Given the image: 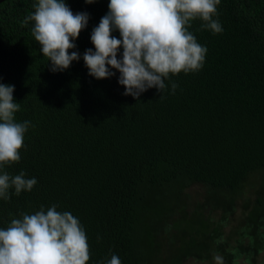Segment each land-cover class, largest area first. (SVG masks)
I'll use <instances>...</instances> for the list:
<instances>
[{"label":"trees","instance_id":"obj_1","mask_svg":"<svg viewBox=\"0 0 264 264\" xmlns=\"http://www.w3.org/2000/svg\"><path fill=\"white\" fill-rule=\"evenodd\" d=\"M34 2H0V83L14 85L17 122H30L21 160L4 171L37 180L0 199V228L55 204L83 225L88 264L113 254L121 264L165 263L172 242L161 239L171 230L181 261L218 253L225 264L241 256L236 264H252L264 249V0H221L220 34L194 21L190 31L207 48L202 69L172 76L175 92L166 80L165 91L139 98L124 95L118 70L96 79L83 61L109 0H66L89 21L69 50L80 60L56 72L32 24H22Z\"/></svg>","mask_w":264,"mask_h":264},{"label":"clouds","instance_id":"obj_2","mask_svg":"<svg viewBox=\"0 0 264 264\" xmlns=\"http://www.w3.org/2000/svg\"><path fill=\"white\" fill-rule=\"evenodd\" d=\"M92 4L96 0H84ZM221 0H109L108 11L92 29L93 48L83 53L89 75L96 79L109 78L116 69L118 83L124 95L139 98L141 93L156 88L162 93L171 77L202 69L206 46L198 43L190 31L192 23L201 21V30L213 34L223 31L218 20ZM32 11L22 21L32 24L31 34L40 52L51 62V71H64L81 55L74 41L87 27V12L73 13L66 0H35ZM119 31L120 38L112 35ZM121 48L122 56L118 59ZM178 85L171 82L175 92ZM14 85L0 83V199H10L30 192L36 178H26L21 171L10 175L4 171L21 160L25 133L29 121L17 122L20 105L15 101ZM99 239V237H98ZM90 246L83 225L69 211H58L53 204L41 206L33 214L21 213L12 218L6 228H0V264H88ZM214 264H225L220 254L213 255ZM102 264H121L115 254Z\"/></svg>","mask_w":264,"mask_h":264},{"label":"rangeland","instance_id":"obj_3","mask_svg":"<svg viewBox=\"0 0 264 264\" xmlns=\"http://www.w3.org/2000/svg\"><path fill=\"white\" fill-rule=\"evenodd\" d=\"M190 190H191L190 194H191L192 199L194 197H196V196L200 197V198L202 197V195H201L202 194V190L200 188H199V191L201 193H198V192L195 191L196 192V194H195V192H194L195 188H192V189L190 188ZM250 190L253 192V189H250ZM154 203L155 202L152 203V206L154 205ZM172 204L174 205V207H177L174 202H172ZM155 206L157 208V211L161 210L162 212H165V210L170 208L169 206H165L161 202H156ZM147 219L145 220L144 224H149ZM176 238H177V234L173 235V230H171V232L169 234H166V238H165L166 242H165V239H163V240L161 239V242H163V244H170V242H172L171 250H170L169 245H168V250H165V248L162 250V254H163L162 255V259H164L166 257L165 258V260H166L165 263H163V261L160 259L162 261V264H170V263H172V264H201L199 261L192 260L191 258H182V261H181V259H178V257H177L178 256V252L177 251L175 252L176 249H175V246L173 244L174 239H176ZM173 253H174V256L177 257V259H175V257H174L171 260V256L173 255ZM213 255L211 256V260L210 261H206L205 260V262L203 264H214ZM238 260L239 261L243 260L242 256L238 257V259L235 258V260L232 261V264H236V261H238ZM263 263H264V249H262V251L260 253L256 254V256L254 257V259L252 261V264H263Z\"/></svg>","mask_w":264,"mask_h":264},{"label":"water","instance_id":"obj_4","mask_svg":"<svg viewBox=\"0 0 264 264\" xmlns=\"http://www.w3.org/2000/svg\"><path fill=\"white\" fill-rule=\"evenodd\" d=\"M3 1V0H0V2Z\"/></svg>","mask_w":264,"mask_h":264}]
</instances>
